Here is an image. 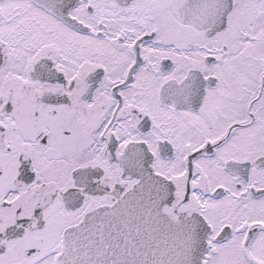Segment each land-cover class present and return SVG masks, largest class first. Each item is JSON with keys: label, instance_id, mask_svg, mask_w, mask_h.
Masks as SVG:
<instances>
[{"label": "snow or ice", "instance_id": "1", "mask_svg": "<svg viewBox=\"0 0 264 264\" xmlns=\"http://www.w3.org/2000/svg\"><path fill=\"white\" fill-rule=\"evenodd\" d=\"M0 264H264V0H0Z\"/></svg>", "mask_w": 264, "mask_h": 264}]
</instances>
